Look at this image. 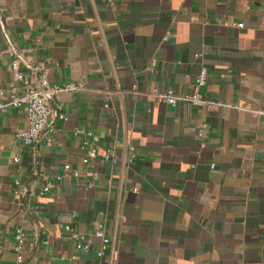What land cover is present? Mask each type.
<instances>
[{
	"label": "crops",
	"instance_id": "0c3cea01",
	"mask_svg": "<svg viewBox=\"0 0 264 264\" xmlns=\"http://www.w3.org/2000/svg\"><path fill=\"white\" fill-rule=\"evenodd\" d=\"M14 59L33 86L79 88L32 145L25 110H0V264H264V0H0L5 93ZM66 225L111 243L77 250Z\"/></svg>",
	"mask_w": 264,
	"mask_h": 264
},
{
	"label": "built area",
	"instance_id": "2783aa9c",
	"mask_svg": "<svg viewBox=\"0 0 264 264\" xmlns=\"http://www.w3.org/2000/svg\"><path fill=\"white\" fill-rule=\"evenodd\" d=\"M242 27V23L237 24ZM168 33L163 37L164 40L167 39ZM19 61L14 59L12 61L13 69V83L7 93L0 91V110L4 111L8 108H23L25 110L27 127L24 130L17 132V137L25 145L34 144L42 132L46 129L51 133L52 128H49V121L51 117L56 114L55 108L51 105L52 97L61 92L76 91L79 87L73 82H62V83H46L42 82L40 86H33L29 84L23 74L18 70ZM155 61L152 60L151 65H154ZM207 72L205 68H202L196 77L195 83L197 87H201L206 83ZM20 84H23L22 86ZM154 95L162 98L168 105L174 107L180 102L189 103L195 107H211L219 106L221 104L206 98L198 90L188 93H176L172 89H167L165 92H154ZM259 114L264 115V110H257ZM59 118H65V116L59 112ZM198 135H202V129L198 130ZM95 139L96 137L93 136ZM46 142L50 144L52 142L51 134L47 135ZM118 143V141H116ZM131 153L129 158L134 156L132 150L133 146L130 147ZM101 158L103 160H108L111 162H116L117 157L113 154L110 149H105L102 152H97L94 148H89L86 151V155L82 158L83 163H89L90 161ZM14 161H18L17 157H14ZM64 170L70 171L71 167L69 164H64ZM74 175H77L76 170H72ZM59 178V177H57ZM50 183L48 182L41 189L38 190L39 194H43L48 191ZM65 229L69 231V236L75 239V248L84 252H89L91 243L93 239H98L100 241V248L97 250L96 255L101 256L104 250L111 243V238L108 237L104 230L97 226L93 231L90 232L89 236L84 237L81 232L74 231L69 225L65 226ZM16 245L14 247L17 252V262L22 261V255L20 250L25 239V234L21 226L15 228L14 232Z\"/></svg>",
	"mask_w": 264,
	"mask_h": 264
}]
</instances>
